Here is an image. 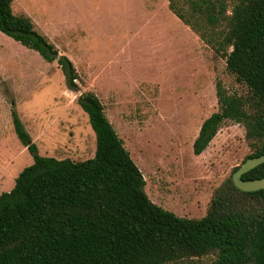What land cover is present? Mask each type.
I'll list each match as a JSON object with an SVG mask.
<instances>
[{
  "label": "rangeland",
  "instance_id": "374dc122",
  "mask_svg": "<svg viewBox=\"0 0 264 264\" xmlns=\"http://www.w3.org/2000/svg\"><path fill=\"white\" fill-rule=\"evenodd\" d=\"M225 1L230 16L238 0ZM13 9L33 18L72 59L79 78L71 89L57 60L0 29V194L34 162L14 129L13 110L42 155L86 160L95 156L97 136L78 97L93 90L142 170L150 198L179 216L206 215L215 190L251 153L246 127L231 119L201 154L194 151L204 120L219 109L217 82L248 93L228 69L225 51L207 41L219 46L227 21L212 25L191 0H14ZM215 257L170 264H211Z\"/></svg>",
  "mask_w": 264,
  "mask_h": 264
},
{
  "label": "trees",
  "instance_id": "16d2710c",
  "mask_svg": "<svg viewBox=\"0 0 264 264\" xmlns=\"http://www.w3.org/2000/svg\"><path fill=\"white\" fill-rule=\"evenodd\" d=\"M13 1L0 0L1 31L45 60H57L68 86L76 89L79 73L72 59L30 15L15 13ZM191 3L206 10L212 25L227 21L219 46L200 35L225 51L228 69L248 89L247 95L231 93L217 82L219 109L204 120L194 151L201 154L231 119L246 127L251 153L244 162L264 153V0H238L230 16L225 0ZM78 102L97 136L95 156L86 160L42 155L19 113L12 112L34 162L0 194V264H170L209 254L216 255L211 264H264V188H239L233 180L239 165L215 190L206 215L179 216L148 195L146 178L98 94L88 90ZM259 177L264 162L243 174Z\"/></svg>",
  "mask_w": 264,
  "mask_h": 264
},
{
  "label": "water",
  "instance_id": "95a60500",
  "mask_svg": "<svg viewBox=\"0 0 264 264\" xmlns=\"http://www.w3.org/2000/svg\"><path fill=\"white\" fill-rule=\"evenodd\" d=\"M264 162V153L259 156L247 158L233 173L235 184L246 191L259 190L264 188V177L244 179L243 174Z\"/></svg>",
  "mask_w": 264,
  "mask_h": 264
}]
</instances>
